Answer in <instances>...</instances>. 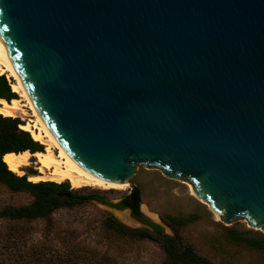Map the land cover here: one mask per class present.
Masks as SVG:
<instances>
[{"label":"water","instance_id":"1","mask_svg":"<svg viewBox=\"0 0 264 264\" xmlns=\"http://www.w3.org/2000/svg\"><path fill=\"white\" fill-rule=\"evenodd\" d=\"M0 47L70 166L155 170L264 236V0H0Z\"/></svg>","mask_w":264,"mask_h":264},{"label":"rangeland","instance_id":"2","mask_svg":"<svg viewBox=\"0 0 264 264\" xmlns=\"http://www.w3.org/2000/svg\"><path fill=\"white\" fill-rule=\"evenodd\" d=\"M25 110L31 118L32 111ZM17 118L25 123L22 116ZM37 167L33 158L25 172L30 174L28 169H33L34 175H38ZM132 185L140 192L141 214L161 225L163 235L180 245H190L213 264H264V251L232 242L227 229L234 228L255 238L264 236L243 222L221 228L219 218L208 206L194 199L190 183L181 187L163 182L155 170L143 168H137L124 190L92 187L75 190L69 186L81 195H98L105 204L90 200L31 222L0 219V264H163L165 254L159 244L118 235L104 226L107 217H112L126 227L137 228L134 218H130L132 226L120 220L123 208L117 207ZM31 200L29 193H12L0 185V210ZM171 218L179 223L169 221Z\"/></svg>","mask_w":264,"mask_h":264},{"label":"trees","instance_id":"3","mask_svg":"<svg viewBox=\"0 0 264 264\" xmlns=\"http://www.w3.org/2000/svg\"><path fill=\"white\" fill-rule=\"evenodd\" d=\"M17 98L18 95L12 91L9 79L5 75H0V100L11 102ZM22 124L24 123H21L18 118L4 117L0 114V185L12 193H29L32 195V200L25 205L2 208L0 219L31 222L36 219L49 218L56 210L77 207L90 200L105 204V201L98 195H81L70 190L69 182L62 184L53 182L33 183L28 180L27 175L19 176L13 173L3 160L5 155L9 153L20 154L26 151L34 154L43 151L42 145L35 142L29 132L20 129ZM139 205L140 192L137 187H133L129 194L120 200L117 207L129 209L131 216L135 219H141L140 222L147 227L129 228L112 217H107L104 226L108 231L118 235L149 240L159 244L165 254L163 264H213L198 255L190 245H180L173 238L163 235L161 225L142 217ZM169 221L179 223L174 218ZM227 234L232 242L242 243L257 251H264L263 237H251L234 228L227 229ZM71 259L74 260L73 257Z\"/></svg>","mask_w":264,"mask_h":264},{"label":"bare ground","instance_id":"4","mask_svg":"<svg viewBox=\"0 0 264 264\" xmlns=\"http://www.w3.org/2000/svg\"><path fill=\"white\" fill-rule=\"evenodd\" d=\"M6 58H9L5 47H0V75H5L11 82L12 91L18 95L17 99L8 102L0 100V114L4 117L17 118L22 116L25 123L20 129L29 132L33 140L42 145L43 151L31 153L29 151L15 154L9 153L3 160L8 168L19 176H28V180L33 183L40 181H51L57 184L69 182L71 187L79 190L86 187L99 189H119L128 188V181L122 187H110L97 179L83 173L82 171L70 166V159L54 147V136L48 135L36 113L30 105V98L26 97L25 88L16 72L12 71ZM25 108L32 111V117L28 118ZM36 159L38 164V175L27 174L25 169L31 165L32 159ZM191 193L193 194L192 190ZM194 195V194H193ZM195 196V195H194ZM126 216L121 214V217ZM216 217H220L216 216ZM124 218V217H123Z\"/></svg>","mask_w":264,"mask_h":264},{"label":"flooded vegetation","instance_id":"5","mask_svg":"<svg viewBox=\"0 0 264 264\" xmlns=\"http://www.w3.org/2000/svg\"><path fill=\"white\" fill-rule=\"evenodd\" d=\"M28 172H30V174H32V175H34V174H36V172H34L33 171V169H28ZM131 214V213H130ZM132 217V216H131ZM142 217H144L143 215H142ZM132 218H134V217H132ZM135 219V218H134ZM135 220H137V221H141V219H135Z\"/></svg>","mask_w":264,"mask_h":264}]
</instances>
